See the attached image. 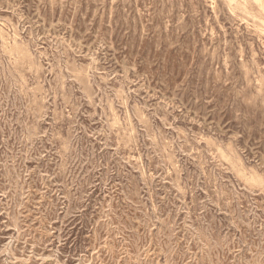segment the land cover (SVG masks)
I'll return each instance as SVG.
<instances>
[{
  "label": "rangeland",
  "instance_id": "1",
  "mask_svg": "<svg viewBox=\"0 0 264 264\" xmlns=\"http://www.w3.org/2000/svg\"><path fill=\"white\" fill-rule=\"evenodd\" d=\"M0 264H264V0H0Z\"/></svg>",
  "mask_w": 264,
  "mask_h": 264
}]
</instances>
